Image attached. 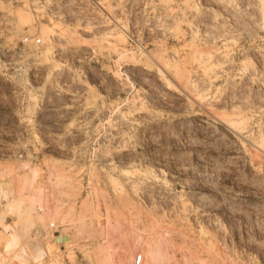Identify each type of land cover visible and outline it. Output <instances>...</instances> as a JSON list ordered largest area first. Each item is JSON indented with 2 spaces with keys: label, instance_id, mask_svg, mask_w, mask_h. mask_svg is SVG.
<instances>
[{
  "label": "rangeland",
  "instance_id": "rangeland-1",
  "mask_svg": "<svg viewBox=\"0 0 264 264\" xmlns=\"http://www.w3.org/2000/svg\"><path fill=\"white\" fill-rule=\"evenodd\" d=\"M212 1L0 0V264H264V0Z\"/></svg>",
  "mask_w": 264,
  "mask_h": 264
},
{
  "label": "built area",
  "instance_id": "built-area-1",
  "mask_svg": "<svg viewBox=\"0 0 264 264\" xmlns=\"http://www.w3.org/2000/svg\"><path fill=\"white\" fill-rule=\"evenodd\" d=\"M28 41H29V39L25 40V42H28ZM35 41L37 43L41 42L40 39H37ZM50 232L52 233L53 236H55V234L58 233V226L55 223L49 224L47 233H46V231L43 232V230L40 229L38 235H39V237L40 236L43 237L45 235V233L47 235H50ZM60 240H62V239H60ZM57 260H58V262H57ZM144 262H145L144 254L143 253H139V254L134 256L132 264H144ZM50 264H72V263H71V261L69 259L68 260H59V259H55L54 258V259L50 260Z\"/></svg>",
  "mask_w": 264,
  "mask_h": 264
},
{
  "label": "bare ground",
  "instance_id": "bare-ground-1",
  "mask_svg": "<svg viewBox=\"0 0 264 264\" xmlns=\"http://www.w3.org/2000/svg\"><path fill=\"white\" fill-rule=\"evenodd\" d=\"M214 1V0H213ZM212 1V2H213ZM261 1V0H260ZM260 1L259 2H257V3H260ZM215 2H218V4H219V0H215ZM222 2H224V0L222 1ZM162 3V2H161ZM214 3V2H213ZM217 4V3H216ZM254 4V3H253ZM261 4H263V8H259V9H264V1H261ZM159 5V4H158ZM220 5V4H219ZM161 6V5H160ZM260 6H262V5H260ZM222 7H223V4H222ZM261 11V10H260ZM261 14V21H263V22H261L262 23V26H264V10L262 11V13H260ZM12 14H10V16H11ZM7 16H9V15H7ZM6 16V17H7ZM9 16V17H10ZM8 21V20H7ZM9 21L12 23V21H14L13 20V18H12V16L9 18ZM10 22H9V24H10ZM8 24V25H9ZM15 24V23H14ZM13 27V26H12ZM14 29V28H13ZM18 32H19V30H18ZM43 36H44V47L46 48V51L47 52H52L51 50L54 48V45L52 44V42H51V35L50 34H48V32L47 33H43ZM58 37V36H57ZM35 42V41H34ZM46 52V53H47ZM37 60H38V58H36ZM34 61V60H33ZM208 62H210L209 60H208ZM34 63H36V61L34 62ZM207 63V62H206ZM206 65L207 64H205L203 67L205 68V71H206ZM209 66V65H208ZM214 66V65H213ZM209 68V67H208ZM210 68H211V66H210ZM204 70V69H203ZM208 70V69H207Z\"/></svg>",
  "mask_w": 264,
  "mask_h": 264
}]
</instances>
